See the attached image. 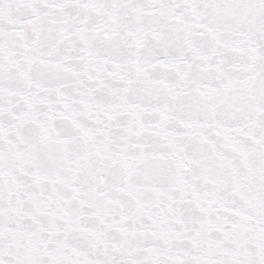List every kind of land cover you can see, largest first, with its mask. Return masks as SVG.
Here are the masks:
<instances>
[{
    "label": "snow or ice",
    "instance_id": "obj_1",
    "mask_svg": "<svg viewBox=\"0 0 264 264\" xmlns=\"http://www.w3.org/2000/svg\"><path fill=\"white\" fill-rule=\"evenodd\" d=\"M0 264H264V0H0Z\"/></svg>",
    "mask_w": 264,
    "mask_h": 264
}]
</instances>
